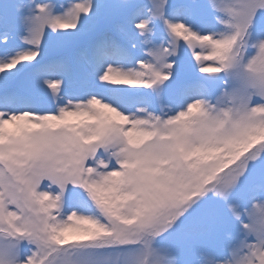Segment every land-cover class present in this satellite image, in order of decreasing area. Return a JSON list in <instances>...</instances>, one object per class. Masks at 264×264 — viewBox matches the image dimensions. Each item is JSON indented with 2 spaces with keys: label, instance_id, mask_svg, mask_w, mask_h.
<instances>
[{
  "label": "snow or ice",
  "instance_id": "snow-or-ice-1",
  "mask_svg": "<svg viewBox=\"0 0 264 264\" xmlns=\"http://www.w3.org/2000/svg\"><path fill=\"white\" fill-rule=\"evenodd\" d=\"M0 264H264V0H0Z\"/></svg>",
  "mask_w": 264,
  "mask_h": 264
}]
</instances>
